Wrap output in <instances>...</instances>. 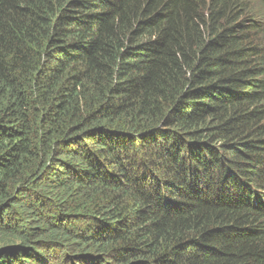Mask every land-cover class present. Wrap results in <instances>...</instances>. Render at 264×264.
<instances>
[{"label": "trees", "instance_id": "obj_1", "mask_svg": "<svg viewBox=\"0 0 264 264\" xmlns=\"http://www.w3.org/2000/svg\"><path fill=\"white\" fill-rule=\"evenodd\" d=\"M0 264H264V0H0Z\"/></svg>", "mask_w": 264, "mask_h": 264}]
</instances>
